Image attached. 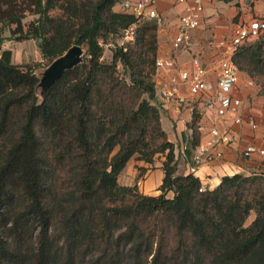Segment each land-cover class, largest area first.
Here are the masks:
<instances>
[{
	"label": "trees",
	"instance_id": "16d2710c",
	"mask_svg": "<svg viewBox=\"0 0 264 264\" xmlns=\"http://www.w3.org/2000/svg\"><path fill=\"white\" fill-rule=\"evenodd\" d=\"M123 1L0 0V264H264V167L214 189L177 175L154 102L159 19L115 12ZM27 13L38 18L25 30ZM11 26L18 41L40 42L43 62L13 63ZM131 29L104 61V46ZM73 44L85 63L39 99L36 69ZM233 60L264 95V34ZM134 157H165L160 195L120 185Z\"/></svg>",
	"mask_w": 264,
	"mask_h": 264
},
{
	"label": "crops",
	"instance_id": "0c3cea01",
	"mask_svg": "<svg viewBox=\"0 0 264 264\" xmlns=\"http://www.w3.org/2000/svg\"><path fill=\"white\" fill-rule=\"evenodd\" d=\"M121 3L114 7L115 12L123 13ZM203 3L201 25L190 33L185 46L176 54L177 68L190 71L193 69V59L199 58L208 70L206 79L215 83L223 56L221 50L209 46L208 41L212 38L229 37L239 23H249L255 18L264 17V0H203ZM154 9L159 15L157 57L158 60L167 59L173 54V40L178 34L185 5L177 3L176 0H156ZM178 70L157 69L154 78V102L161 110L163 128L175 145L177 175L194 174L205 188L214 189L225 176L259 172L264 167V155L255 152L246 158L243 152L248 146L264 150V95L261 87L241 72L240 81L233 92L243 103L239 115L253 118L258 124V128L254 130L248 124H236L234 116L218 118L213 111L206 109L205 101L198 98L192 111L189 106H180L175 100L163 97V91L175 90L176 96L191 99L187 85L175 86L171 83L172 78L178 75ZM195 116L198 118L200 132L199 145L210 140L211 129L215 126L221 130L232 131L234 143L221 148H210L207 153L200 154L199 145L193 144ZM219 151L224 153L221 159L217 158ZM164 161L165 157H161L152 165L134 157L119 176L120 185H138L139 190L146 195H160V186L165 176L162 168ZM173 195L172 192L168 194L169 197Z\"/></svg>",
	"mask_w": 264,
	"mask_h": 264
},
{
	"label": "built area",
	"instance_id": "2783aa9c",
	"mask_svg": "<svg viewBox=\"0 0 264 264\" xmlns=\"http://www.w3.org/2000/svg\"><path fill=\"white\" fill-rule=\"evenodd\" d=\"M176 2L185 5V10L180 18L178 34L173 40V54L167 59H159L157 69L178 70L176 54L185 46L190 33L198 29L202 22L203 0H176ZM155 3L156 0H124L121 8L123 13L134 15L137 18L159 19L154 9ZM126 34L131 41L134 40L133 29L126 31ZM263 34L264 17H259L249 23H239L229 37L210 39L208 45L221 50L223 56L217 81L215 83L208 81L206 79L207 68L199 58H194L192 70H178V75L171 80L175 86L187 85L191 99L176 96L175 90L163 91V97L175 100L180 106H189L192 111L195 109L194 103L198 98V100L205 101L206 109L213 111L218 118L234 116L236 124H248L252 129H257L258 124L253 118H244L239 115L243 103L240 98L233 95V92L240 81L241 71L235 64L233 56L239 47L255 42ZM210 135V140L198 146L200 154L207 153L210 148L230 146L235 141L232 131L221 130L216 126L211 129ZM255 152L264 155V150H258L255 146H248L243 155L249 158ZM223 155V151L217 152V158L221 159Z\"/></svg>",
	"mask_w": 264,
	"mask_h": 264
},
{
	"label": "rangeland",
	"instance_id": "374dc122",
	"mask_svg": "<svg viewBox=\"0 0 264 264\" xmlns=\"http://www.w3.org/2000/svg\"><path fill=\"white\" fill-rule=\"evenodd\" d=\"M38 17L33 14L27 13L25 18L23 19V24L25 26V30L29 26L31 22L36 20ZM15 29V26L8 27L3 34V37L5 38V42L3 44V49L11 50L13 57V63L15 64H31V63H41L44 61V57L41 53L40 48V42L36 39H31L28 41L20 42L18 41L19 34H14L13 30ZM131 42V39L129 36L125 33H120L116 37H112V39L109 41L108 44L104 46V61L110 62L112 60L114 51L116 49V46H122L129 44ZM76 45V44H73ZM72 45V46H73ZM84 51L86 52V48L82 46ZM87 55H83L82 60L85 62ZM47 72V66L40 67L36 69V74L38 76H44ZM45 73V74H44ZM47 85V83L43 84L39 87L38 92ZM44 86V87H43ZM141 176V175H140ZM253 220L251 218L248 223H250ZM257 259L255 261H252V264L257 263Z\"/></svg>",
	"mask_w": 264,
	"mask_h": 264
},
{
	"label": "water",
	"instance_id": "95a60500",
	"mask_svg": "<svg viewBox=\"0 0 264 264\" xmlns=\"http://www.w3.org/2000/svg\"><path fill=\"white\" fill-rule=\"evenodd\" d=\"M2 47H0V50ZM83 55H87L83 47L80 45L71 46L63 55L57 57L50 65L47 66V72L44 76H38L39 83L37 84L35 91L39 99H42L43 93L53 85L57 80H59L66 72L74 70L78 66L84 64L82 60ZM45 74V73H44ZM47 85L38 92L39 87L43 84Z\"/></svg>",
	"mask_w": 264,
	"mask_h": 264
}]
</instances>
